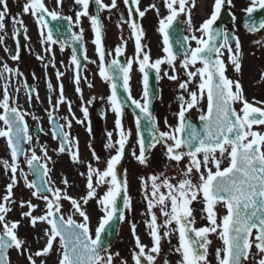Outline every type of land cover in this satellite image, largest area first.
<instances>
[{
    "label": "snow or ice",
    "instance_id": "6c2138e0",
    "mask_svg": "<svg viewBox=\"0 0 264 264\" xmlns=\"http://www.w3.org/2000/svg\"><path fill=\"white\" fill-rule=\"evenodd\" d=\"M76 5L81 6V11L77 12V22L81 16H89L88 7L90 0H74ZM97 5V13L89 16V20L94 31V45L99 58V75L109 84L111 94L107 97L111 111L116 114L115 127L118 132V140L112 141V132H108L107 144L108 150L115 149V155H111L106 161L104 170L88 165L86 195L79 199L67 195L66 189L53 187L50 179V169L47 162L51 157L47 154V146L41 145L43 156H38L36 150H30L23 147L24 142L31 143L32 136L29 135L28 126L25 121L26 113L21 111L18 105V96L12 97L9 94L8 83L11 74H20L19 69H10L7 64L0 70V79L6 82L3 86V98L0 100V121H3L4 127L0 128V137L6 138L7 145L11 150L12 164L7 160L0 161L6 170H10L12 175L10 183L7 184V194L3 196V202H0V264H9L7 253L9 249L15 248L22 250L25 241L17 235V229L20 221L8 222L7 214L12 210L11 205L15 203L11 200L12 189L17 183L16 173L18 165L15 161L23 154L29 171L36 177L28 181L27 173L21 174L24 177L25 185L28 189L33 190L31 195L37 197L45 203L46 211L43 215L34 216L33 210L37 207L31 204V201L20 202V207L25 206L29 211L23 212L22 217L29 219L32 227L37 222H46L50 229H45L46 246L35 253L36 257L47 255L53 248V242L59 238L61 255L59 264H112L113 256L107 252L102 234L108 233V228L114 220L124 221L126 219V210H131V197L128 193L127 178H121L117 173V165L121 162L125 146L131 136V130L125 129L122 123L125 106L129 104L138 110L135 116V125L138 136L139 155L136 160L141 165H146L148 161V151L157 145H162L167 153L169 160L179 163L185 156L188 157L189 163L181 171L182 179L177 184H172L170 178L164 173L152 175L148 179L151 181V194L147 192V183L144 182L145 199L147 200V215L150 219L146 222L149 234L153 239V246L148 253L145 252L146 246L136 235V225H131L132 233L135 238V248L138 251L133 252L135 264H143L146 259L148 264H155L156 256L159 254L160 242L162 236L160 228H164V237L178 232L179 246L175 251L181 253L182 260L180 264H208L207 247L210 244L208 234L217 232L223 240L224 247L216 250V256L219 264H245L249 257L250 249L255 244L260 254H264V133L253 130L254 125H264V108L254 107L243 95V88L239 80L233 81L226 75L227 65L222 59L224 51L229 54V62L235 72L241 71L242 44L238 36L224 28L214 26L221 12L225 0H215L211 16L206 19L199 27L193 29L190 10H187V20L189 31H200L201 35L197 37L191 35L190 39L196 42V47H191L187 43L189 38L178 41L180 48L183 50L181 59V69L187 76V79L179 84V88L188 93L186 99L183 94L178 96L180 110L176 114L178 124L171 131H160L158 121L151 111L152 94L149 86V73L155 70L157 79H161V66L167 64L172 69L173 74L169 75L164 72L168 79L176 81L175 61L179 54L173 50L170 43L169 29L172 28L174 21L181 13H186L187 0H165V6L169 10L168 15L160 19L159 31L163 35V57L152 61L150 50H145L146 46L141 43L144 35L142 26L132 19L133 11L137 12L142 18L145 11H140L139 0H131L136 5L135 9L129 6V19L125 22L129 24L132 34L135 36V56L121 62L118 58L123 55L126 41L114 49L116 56L109 61L106 57L111 55L103 45L102 22L99 13L105 9L117 7V0H111V4L103 3V0H94ZM232 0H227L231 4ZM62 0H56L59 6ZM129 4V0H124ZM3 5V11H0V31L5 30L4 20L8 13L7 0H0ZM159 14L156 6L150 5ZM264 9V0H251V4L244 11L247 15L246 28L249 32L255 33L264 29V20H257L252 14L256 9ZM23 13H30L38 24L40 29L41 42L46 45L44 51L49 54L50 59L44 66L49 64L55 68V54L52 51V45L60 44L61 50L71 46V63L75 67L74 80L78 85L81 80L80 68L81 62L79 51L83 49V28L79 33H72L70 40H58L54 38L53 29L50 27L48 17L51 20H68L69 30L73 27L72 18L65 17L56 10H50L44 0H29L23 6ZM13 25H19L16 28L15 35H19L20 28H23L24 35L27 36V27L23 20L18 17L12 18ZM30 39V37H29ZM4 36L0 35V43H3ZM233 42L235 48H233ZM258 44H264V41H256ZM79 46V47H78ZM20 45L17 40V54L12 55V60H19ZM84 59L87 60L86 49H84ZM37 59L43 61L44 57L37 56ZM137 63L139 71L142 73V96L140 99L133 98L131 95L130 81L133 63ZM95 63V61H92ZM202 66L196 67L197 64ZM194 68L195 70H190ZM6 73L8 75H6ZM64 73L56 71L57 79L60 80ZM34 76V74H33ZM199 77V83L196 85L197 91H189L188 85L193 83ZM264 79V73H262ZM91 86V85H90ZM47 87L50 92L54 91L52 83L48 82ZM59 96L56 104L52 105L51 111H48V117L52 124L53 139L59 140V153L70 154V159L74 163H81L79 159V141L73 138L70 131L72 121L65 117H58L55 113L61 104L67 103L71 112V102L67 101L64 94L62 81L58 85ZM27 93V102H31L33 96L39 99L38 92L30 85L25 84ZM119 89H123L125 95H121ZM235 89V90H234ZM17 93L19 89L16 90ZM81 93L79 87L76 88ZM207 97V111L202 112L199 119L203 121V127L198 129L187 117L186 113L193 107H196L201 99ZM235 103H241L242 108L237 112L234 107ZM51 105V97L49 96ZM84 117L88 116L87 107L82 108ZM74 117V113H72ZM37 119V117H33ZM60 119H66L67 123L60 124ZM78 123L84 124L85 120H77ZM144 122L147 127L146 131L151 136L149 143L144 135ZM171 127V126H170ZM41 131L43 129L41 128ZM87 131L91 132L90 123ZM250 137V139H249ZM219 153V158L217 157ZM135 154V153H134ZM93 156L97 160L93 151ZM202 156V159H201ZM227 158L229 164L221 168L223 159ZM215 167V171L212 167ZM202 166L204 171H202ZM199 174V183H193L191 179L192 172ZM81 175H84L83 173ZM95 178V182H94ZM143 181V178H141ZM68 185L67 178L62 181ZM107 185V191L99 196L97 190L99 187ZM162 188L167 189V193L160 191ZM48 193L52 194L49 198ZM70 201L73 208V215L78 214L82 217V222H77L69 215L65 219L61 214V200ZM95 199L103 215L99 219L98 227L95 230L93 238L89 220L90 217L86 211V205L90 200ZM123 200V206L120 200ZM194 201L202 202L205 208L202 210L207 213L206 219L210 226L201 228L194 227L195 217L191 205ZM218 203H223L227 214L222 217L220 223L217 222L214 207ZM159 207L161 214L165 217L162 224L157 223V216L153 208ZM175 222L176 228L171 227ZM255 236L253 239V233ZM221 252L224 255L221 257ZM118 255V253L116 254ZM143 258V259H142ZM27 259L30 264H36L32 255ZM127 264V262H124ZM258 264H264V258L258 261Z\"/></svg>",
    "mask_w": 264,
    "mask_h": 264
},
{
    "label": "flooded vegetation",
    "instance_id": "af4514ba",
    "mask_svg": "<svg viewBox=\"0 0 264 264\" xmlns=\"http://www.w3.org/2000/svg\"><path fill=\"white\" fill-rule=\"evenodd\" d=\"M29 2V0H27ZM215 0H207L205 4H202V0H187L185 8L186 13H181L180 16L174 21L175 25L183 27L185 33L188 35L189 44L191 47H196V42L191 40V35L195 34L197 37L201 35L200 31H189L188 25L186 23L187 20V10H190L191 21L193 29H199L200 25L206 20L207 14L213 11V5ZM44 3L50 10H56L60 12L61 15L65 17H71L73 27L71 30L72 33H79L80 29L83 28V40L85 42L86 53H87V62L80 72L81 80L77 85L74 76H75V67L71 63V54L72 50L69 47H65L61 50V46L57 44L60 51L56 56L55 68L53 67V80L51 81L55 98L54 103L56 104L57 98L59 96V83L62 81L64 87V94L66 96L67 101L71 102V110L69 112L67 110L68 104H61L58 108V114L60 117H65L67 120H71L73 125L74 123L79 124L77 120H85L86 125L83 131L85 132V139L88 142V161L93 167L99 168L101 171L106 167L107 159L113 154V149L108 150L105 145L107 144L108 137L107 133L112 132V141L115 142L118 140V132L115 127L116 114L111 111L109 102L107 97L111 94V89L109 84L106 83L99 75V58L98 53L96 52V46L94 45V31L92 29L89 16L95 15L94 2L90 0L88 7L89 16H81L79 21L77 22V12L81 11V6L76 5L74 0H62V3L58 6L56 4V0H44ZM105 4H111V0H103ZM155 5L156 8L159 9V14L154 8L149 7L150 5ZM251 4V0H232L231 4L227 3L225 0L224 5L230 7L231 9H246ZM136 5H134L135 9ZM140 11H145V15L141 18L137 12V18L139 24L142 26L144 35L141 39V43L146 46L145 50H150L151 60L154 61L157 58L163 57L165 53L163 52V35L159 31V21L163 17L168 15V9L165 6V0H139L138 5ZM128 8L129 4H125L124 0H117V7L111 9H105L101 11L100 18L103 25L102 34H103V45L108 53L111 55L106 57V60L110 62L112 58L116 56L114 49L116 46L121 45L123 41H126V47L124 48L123 55L119 56V59L134 58L135 56V36L132 34L129 24L125 21L129 19L128 16ZM68 21V20H66ZM69 23V21H68ZM23 24L27 27V36L24 34V39H29L36 41L40 38V29L38 24L35 22V18L30 14H24ZM7 31L11 34L14 33L13 24L6 25ZM262 32V31H261ZM260 33V31H259ZM255 34H252L254 36ZM11 36V35H10ZM9 36V37H10ZM26 53H31L29 47L25 50ZM35 54V53H34ZM35 58V57H34ZM181 59L182 55L178 56V59L175 61L176 65V74L178 75V79L176 81H172L168 79V76H164V72H168L169 75H172V69L168 67L167 64L161 66V76L159 79L160 86V116L162 121H165V126L163 131H171L172 128H175L178 124L177 113L180 110V102L178 100V96L183 94L185 98H188V93L184 92L179 88V84L187 79L186 74L181 69ZM248 59V60H247ZM95 61V63H92ZM229 61V57H228ZM27 64V63H26ZM241 71L237 73L234 71L233 66L229 62V66L233 71L234 76H238V80L240 81L243 88V95L248 100L249 103L253 104V106H264V85H261L258 81L260 79V74H257L255 70L254 58L251 60L249 57L246 58L245 61H241ZM196 67H200L199 63ZM64 73L60 80L57 79L56 71ZM190 70H195L194 68ZM263 72V69H261ZM48 76V80L46 81V85L49 80L52 78ZM28 80L23 79L22 86L25 89V84ZM199 83V77H197L193 83L188 85L189 91H197L196 85ZM142 73L139 71V67L137 63H133L131 70V81L130 88L131 93L134 98L140 99L142 96ZM91 85V86H90ZM79 87L81 89V93L76 91V88ZM205 102V96L201 99L196 107H193L189 112L186 113V116L191 114L194 110L200 107L202 103ZM87 107L88 116L84 117L82 108ZM74 113V117L72 115ZM41 116H46V112L40 111ZM48 116H46L47 118ZM130 113H128L124 109L123 114V126L124 128L131 130L130 141L132 139V135L134 133V125H133V117ZM90 123L91 132L87 131V127ZM171 126V127H170ZM29 132L33 131V127L29 126ZM81 132H77L79 135ZM163 147V146H162ZM30 148V143L28 144V150ZM34 148V147H32ZM93 151L96 156L99 157V160L94 158ZM165 148L163 147V151L160 153L152 152L148 155V161L146 165H141L138 162L132 167L131 174L129 173L130 169L128 168L129 177H133L135 182L131 185V182L128 185V190L136 195H133L135 202L138 204L137 207V222L136 227L140 234H143L145 239L150 235L149 229L147 227L146 222L150 219V215H147V212L142 210L144 207L142 206V200L145 199V188L144 182L147 183V192L151 194V181L148 179L152 175H159L160 173H164L168 178H170V182L172 184H177L180 179H182L181 171L186 168L189 163V159L185 156L179 163H174L170 166H165L164 158H165ZM158 154H161L158 156ZM219 153L217 152V157ZM202 159V156H201ZM212 167V170L215 171V167L213 165H209ZM202 171L204 168L202 166ZM143 178V181L142 179ZM191 179L193 183H199V174L195 171L191 174ZM95 182V179H94ZM107 191V185H103L98 188L97 194L102 196ZM160 191L167 193V189L162 188ZM92 202H96L95 199L91 200ZM147 202V200L145 199ZM193 209V216L195 219L204 216L206 212L202 211L205 208V205L202 202L194 201L191 205ZM224 205L223 203H218L214 207V211L216 213V218L221 216ZM95 210L91 207L89 212V217L94 220L93 225H97V220L100 218L103 213L99 210ZM153 209L160 210L159 207H155ZM147 210V206H146ZM148 211V210H147ZM165 219V217L163 216ZM162 224V223H158ZM174 222L171 227L175 228ZM194 227L201 228V224L197 221L194 224ZM164 229V228H160ZM141 243L146 244L147 242L141 241ZM151 247L150 244L146 245V249Z\"/></svg>",
    "mask_w": 264,
    "mask_h": 264
},
{
    "label": "rangeland",
    "instance_id": "374dc122",
    "mask_svg": "<svg viewBox=\"0 0 264 264\" xmlns=\"http://www.w3.org/2000/svg\"><path fill=\"white\" fill-rule=\"evenodd\" d=\"M11 5H22L21 0H7ZM3 11V10H0ZM235 13V22L231 25V28L235 30L237 36L239 37L241 44H242V57H249L254 58L258 62L256 65L257 74L260 73V70L262 65H258L259 62L262 60V57L264 56V46L263 48L262 45L264 44H258L255 42H252L254 44H251V38L246 34V31L242 28V16L246 14L245 11H240V10H234ZM12 16L10 14H7L4 20V23H9L11 22ZM256 40L258 41H264V33L258 35L256 37ZM43 47H46L45 44H43ZM235 48V46L233 47ZM15 47H13L12 42L10 41H3V43H0V70L3 69L4 65L7 64V66H10L11 64L15 65L19 69V76L18 79H21L22 76L21 74L23 73L22 69L24 68V62L20 60H12L11 56L14 55ZM53 51V47H52ZM4 54V55H3ZM223 56H229L228 52L225 50ZM48 57L49 54L45 57V62L48 63ZM248 60V59H247ZM251 60V59H250ZM255 62V61H254ZM45 63V64H46ZM50 65V64H49ZM200 65V64H199ZM202 66V65H200ZM44 65L40 67V70L43 69ZM232 66H230L231 69ZM25 70V69H23ZM26 73L28 71L25 70ZM231 73L233 71L231 70ZM7 75V73H6ZM18 75V74H17ZM4 79H0V100L3 98V86L5 84ZM9 83V80L7 81ZM260 83L264 84V79H260ZM21 86L18 83V80L15 81L14 83V88H13V97L18 96V102H20V108L22 110H25L27 114L37 113L40 108L42 109L43 102L46 104V109L48 111L51 110L52 105H55L54 103V97H55V92L52 91L50 92L48 88L40 86L39 90V99L36 97L32 98L31 100V105L30 106L27 102V95L23 93V95H20V92L17 93V89H20ZM9 90V87H8ZM9 94L11 95V91L9 90ZM49 96L51 97V105L48 104L49 102ZM236 109L240 111L242 108L241 106H238V104H235ZM67 110L69 108L67 107ZM3 109L0 108V112H2ZM70 112V111H69ZM72 112V110H71ZM32 119V118H31ZM63 120V119H62ZM34 122V121H33ZM164 122V121H163ZM46 119L45 117H38L37 118V124H45ZM66 124V122H64ZM48 126V124H47ZM4 124L3 121H0V128H3ZM253 130L257 132L264 133V125L260 126H253ZM250 139V137H249ZM138 137L136 136V142L135 144L133 143V154L135 157L133 160L136 158V156L139 155L138 153V144H137ZM36 143L37 141L34 140ZM41 145H46L47 149L54 148L56 146L55 140L52 138V136L49 134L48 131L45 132L44 138H42ZM58 149H53L51 151L47 150L48 156L51 157V160L47 162L48 168L50 169V179L52 182L53 187H59L62 189V195H63V190L66 189L67 195L79 199L80 197H83L86 195V183H87V171H88V165L86 162V159L83 157V153L86 152V150L83 148L82 152H79V159L81 163H74L68 154H62L57 151ZM38 152L40 156H43V152ZM115 151V149H114ZM9 153L10 150L7 147V141L6 138L0 137V161H5L7 160L9 164H12L9 158ZM229 160L226 161L228 163ZM225 163V164H226ZM21 170L23 173H27V179L28 181H32V177L29 174L26 166H18V170L16 173V178H17V183L14 185L12 189V197L11 200L14 201L11 205L12 210L7 214L6 220L8 222H13V221H20V225L17 229V235L20 239L25 241V244L23 245V249L25 250L23 252V255L21 254V251L14 250L11 256V260L13 264H30V261L27 259L28 255H32L33 259L36 261V264H59V259L61 255V248L59 246V238H57L56 241L53 242V248L50 250V252L47 255H43L41 257H36L35 253L37 251H41L45 246H46V237L44 236V231L45 229H50V226L46 222H40L38 221L35 227H32L29 223V219L23 218L22 217V211L27 212L29 211V208L25 206L23 209L20 207V202H25V204L28 201H31V204L36 205L37 207L33 210L32 214L34 216H40L43 215L44 212L46 211V206L45 203L38 199L37 197H34L31 195V192L33 190H30L26 187L24 177L21 174ZM84 175H81V174ZM11 171L6 170L5 167L3 166L2 163H0V202H3L2 198L7 194V184L10 183V178H11ZM63 178H67L68 180V185H65L62 181ZM133 180V178H131ZM61 212L62 214L68 218L69 215H72V219L77 220L79 222H82V217H80L78 214L73 215V208L69 200L67 199H62L61 200ZM87 214L89 215V212L91 210V207L95 210V208L99 207L97 202H92L91 200L89 203L85 206ZM138 215V214H137ZM99 219L97 220V225L94 226V220L90 218L89 220V227L93 231V235L95 236V230L98 227ZM222 218H219L218 223H220ZM137 222V216L135 218L134 223ZM123 226V231L122 234L119 236V240L109 249L107 250L104 255H107L108 253L112 254L113 256V261L112 264H124V262H127V264H135L133 260V252L138 251V249L135 248V238L132 233L131 229V220L130 218L127 219L124 223ZM0 231H2V224H0ZM220 229L217 230L216 233H209L208 235V240L210 241V244L208 245V253H207V262L208 264H219V261L216 256V250L218 248H223V240L220 238L219 235ZM162 236L161 242H160V251L165 248L169 247V240L168 237H164L163 233H160ZM136 235L139 236L140 241H145L147 242L146 244L143 245H148L150 244L151 247L153 246V242L151 240L150 235L145 239L143 234H139L136 232ZM174 236V234L170 235V238ZM177 238L179 239V235H176ZM255 236V235H254ZM254 239V237H253ZM149 248V250L151 249ZM148 250V252H149ZM118 253V255H116ZM156 256L155 259V264H180V261L182 260V255L181 253L176 252L175 250L172 252V254L164 259V258H158V254H153ZM224 255L223 252H221V257ZM264 258V254H260L258 250L255 247V244L253 243L252 248L250 249L249 257L245 264H258V261L260 259Z\"/></svg>",
    "mask_w": 264,
    "mask_h": 264
},
{
    "label": "water",
    "instance_id": "95a60500",
    "mask_svg": "<svg viewBox=\"0 0 264 264\" xmlns=\"http://www.w3.org/2000/svg\"><path fill=\"white\" fill-rule=\"evenodd\" d=\"M257 14V12L255 13ZM220 20H221V23L219 25H215L217 27H221V28H224V24H230L233 19H232V16H231V13L229 11H226V10H223L221 12V16H220ZM245 28H246V23H245ZM229 32H232L234 34L233 31H229ZM234 43V42H233ZM149 86L152 90V101H151V111L153 112L154 114V103L156 101V98L158 96V87H157V81H156V76L155 74H151V77H150V80H149ZM121 95H125V93L123 92V89H119ZM126 107H129L130 109L133 110V112L135 113V115L137 114L138 110L134 108V106H132L129 102L128 105H126ZM193 124L196 125V127L198 129L202 128L203 127V121H199V122H194L192 121L191 119H189ZM142 125L144 127V135L147 139V141L150 143L151 142V136L149 135V133L146 131V127L147 125L142 122ZM24 144L25 142L23 143V147H24ZM23 154L20 155V157L22 156ZM123 169H124V161H122L118 167H117V173L118 175L123 179L124 178V173H123ZM36 177L34 176V179ZM120 205L121 207L123 206V200L121 199L120 200ZM119 224H120V221L117 219V220H114L112 223H111V226L108 228V233L107 234H102V238L104 240V243L105 245H107L108 247L111 245V243L114 241L115 237H116V234H117V230H118V227H119ZM9 251V250H8ZM7 258H8V253H7ZM143 259V258H142ZM143 263H146L145 262V259H143Z\"/></svg>",
    "mask_w": 264,
    "mask_h": 264
},
{
    "label": "bare ground",
    "instance_id": "6f19581e",
    "mask_svg": "<svg viewBox=\"0 0 264 264\" xmlns=\"http://www.w3.org/2000/svg\"><path fill=\"white\" fill-rule=\"evenodd\" d=\"M207 0H202V4H205Z\"/></svg>",
    "mask_w": 264,
    "mask_h": 264
}]
</instances>
